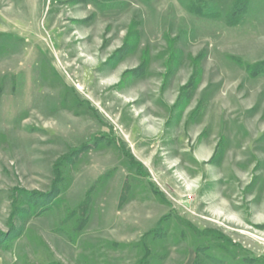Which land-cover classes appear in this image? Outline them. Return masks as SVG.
<instances>
[{
    "label": "rangeland",
    "instance_id": "374dc122",
    "mask_svg": "<svg viewBox=\"0 0 264 264\" xmlns=\"http://www.w3.org/2000/svg\"><path fill=\"white\" fill-rule=\"evenodd\" d=\"M0 264H264V0H0Z\"/></svg>",
    "mask_w": 264,
    "mask_h": 264
}]
</instances>
